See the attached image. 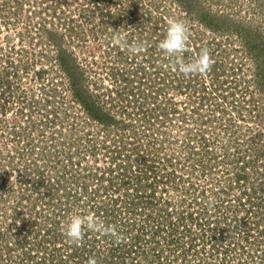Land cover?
<instances>
[{
	"label": "rangeland",
	"instance_id": "obj_1",
	"mask_svg": "<svg viewBox=\"0 0 264 264\" xmlns=\"http://www.w3.org/2000/svg\"><path fill=\"white\" fill-rule=\"evenodd\" d=\"M169 18L182 20L189 28V41L194 42L189 49L191 43L188 41L183 60L190 62L195 58L193 49L198 54L202 48H207L214 61L210 72L186 77L171 69L170 59L153 37V33H159L156 28L167 30ZM120 23L125 26L121 27ZM117 35L127 46L116 42ZM128 35L143 45L139 54L128 50V46L136 44ZM7 37L14 40V46L7 42ZM105 72H112V79ZM87 75L88 84L97 87L93 93L88 92V98L99 100L102 107L109 105L110 113L119 117L116 121L99 119L82 124L87 107L71 85L72 81L86 84L83 78L87 79ZM167 88L169 92H162L161 89ZM129 91L132 100L145 103L133 102L129 113H139L142 121L147 119V112L162 118L163 127L152 131L153 143H158L156 157H160L161 152L174 157L180 150L177 144L181 137L198 134L206 143L184 140L189 151L211 148L219 156H229L228 162L239 160V164L251 170L254 167L251 177L255 181L264 180V0H0V232L7 222L3 219L4 213L11 212L18 204L20 194L14 185L25 176L19 169L29 163L31 157L42 158L41 152L45 158L43 149L46 146H55L47 151L55 156L56 146L74 133L79 137L74 140L75 145L82 151L92 149L100 153L101 144L111 147V142H104L99 135L109 134L108 138L112 136L115 141L124 135L140 138L135 123L124 125L123 115L116 109L121 104V96ZM156 97L158 104L155 106L151 102ZM105 100L108 102L104 103ZM49 113L57 118L53 126L48 120H39L41 115ZM34 126L37 133L30 129ZM45 130L55 134H47ZM86 134L91 135L89 139L80 140ZM170 157L161 160V167L157 165L160 176L165 173L162 169H166ZM91 159V165L99 161L95 154ZM54 173L59 174L58 170ZM193 178L195 180V173ZM244 184L233 189L237 197L244 192L248 195ZM169 188L172 197L180 195V187L176 190L171 185ZM258 195L255 193L251 197L264 201V196ZM247 197L241 196L234 202L230 198L214 212H228L238 201L245 207L242 208L244 214L248 209L251 212ZM26 201L31 202L25 204L26 216L33 221L31 231L35 232L41 246L60 245L57 237L45 245L40 238L45 235L41 228H65L73 215L84 217L87 207L75 198L67 206L58 208L61 216L57 218L58 212L48 210L43 204L37 207L27 197ZM147 201L146 211L150 209ZM258 207L259 212H264L263 203ZM147 220L144 215L135 220L139 233L141 222ZM237 228L240 226L233 228L235 232ZM152 233L144 231L136 236L143 245L142 250L136 252L138 264L155 256L152 244L158 245L160 232L154 231L151 238ZM21 237L18 233L17 241ZM128 237L123 240L127 248L134 239L132 235ZM42 238L47 242V237ZM5 242L0 237V264L8 260ZM67 250L68 242L65 241L58 254L64 258ZM24 251L25 260L12 256L11 259L22 264H32L30 259L33 262L38 259L33 252L29 257V246ZM79 257L81 255H76L74 259ZM95 260L97 264L106 263Z\"/></svg>",
	"mask_w": 264,
	"mask_h": 264
},
{
	"label": "built area",
	"instance_id": "obj_2",
	"mask_svg": "<svg viewBox=\"0 0 264 264\" xmlns=\"http://www.w3.org/2000/svg\"><path fill=\"white\" fill-rule=\"evenodd\" d=\"M156 29L159 31V33H153V37L156 38L157 42L160 43V40H163V38L165 37L166 31L163 29L160 30V27ZM189 42L191 43L189 49L193 48L192 45L194 42ZM193 53L195 54V56L197 55L194 49ZM145 57L147 58V60L149 59L148 55H146ZM151 62L153 63L152 59L150 60V63ZM169 63L170 62L168 61L167 64ZM158 72L159 71H156V74L159 78L160 76L158 75ZM156 89L159 90L158 87ZM161 90H163L162 92H169L168 88L167 90ZM130 95L131 92L126 93L125 100L131 99ZM157 99L158 98L156 97L152 100V105L156 106V104H158ZM133 102L145 105L144 102L132 100L131 105L126 104L125 112H122V115L124 121L127 122V124L133 122L135 123L137 129H139L140 138L131 135L127 137L124 135L118 136L119 138L115 141L112 136L108 138L109 134L99 135L100 139H102L104 142H111V147L109 145L107 146L105 143H102L101 146L103 150L100 151V153H97L95 150H92L93 153H85L82 158L81 156L76 154V151L81 149V147L71 145L72 140H79V137H77L76 135H67L68 139H63L62 143L56 146L57 150H55L54 152L56 153V157L47 153L49 149L52 150L51 148L55 147L51 146V144L48 143L49 145L43 149V151L46 152L45 158L43 157V154L41 152L40 155L42 156V158L34 159L33 157H31L28 159L29 163L22 165V168H20L19 170L21 172H25V176L21 177V181L14 185V189L18 191L17 194H20L17 199L18 204L14 205L11 208V212L4 213L3 215V219H5L7 222L4 223V225L1 227L2 231L0 232V237L6 240L4 245L6 246L8 251V260H4V264H22L13 259L16 257H21L25 260L26 251H24V253L22 251L26 249L27 246L30 247L29 257L31 252H33V254L38 257L35 262L30 259L32 264H55L58 259L62 258L56 253L57 250H59L60 252L61 245L65 241L68 242V250L66 251V254H64V257H67V254L72 253L75 250L84 248L85 246H90L91 244H93L94 252H96L97 249H100V247L102 251H107L111 246L119 244L117 243L114 237L104 236L95 231H91L86 226L84 228L83 240L78 243L71 242L65 236V228H55L51 230L50 228L45 227L41 228V232L45 234L40 236L42 242H44V244L46 245L49 243L50 239L52 240L53 237H57V239L60 240V245L58 247H54V245H47L41 247L40 243L38 245V238L36 237L35 232L31 231V223L33 225V221H31V219L29 220L27 218L28 216H26L25 204L31 203L26 201V197L29 201L32 199V203H35L37 207H40V204L44 202L41 197L45 198V200L54 202H61L59 201V198L61 197L69 203L74 201L75 198H78L81 200L84 206H87L84 210L85 212L83 213L84 217L94 214L95 217L98 220L103 221L105 225H114L116 231L123 236L124 240L129 239L128 236H133V232L137 231V228H134L133 226V221L142 218V215H144L145 219H148V224L147 221L146 223L141 222L142 226L140 225L141 232L139 234H142L144 231H147L146 229H149V231L151 233L153 232V234L154 231L157 230L160 232V235H157V237L160 239L159 244L160 246L164 245L169 230V222L167 220L169 215L167 214V210L170 208V202L174 199V197H172V190L169 188L171 187V184H169L168 182L163 183L158 181L171 179V177L167 174L169 167H171V170H175V172L178 173L180 172V170H178L180 169L179 163H181L180 165H183L186 161V168L192 166L193 163L187 162V160L184 158L187 157L185 144L183 143L184 138H186V135L179 139L177 147L180 150L176 151L174 157L171 158L168 154H164V152L160 153V157H156V145H158V143L155 141L153 143L154 134L152 133V131L155 128L158 129L159 127H163L161 126L164 125L161 121L162 118L160 116H154L152 114H149V112H147L146 110L145 112H147V119L145 121H142V119L139 118V113L136 112L135 114L134 111H131L129 113L128 108H130V110L132 109V106H134ZM151 108L152 107H149L150 110ZM41 116L43 117L39 118V120L41 119L42 122L48 120L49 124H51L52 126L54 125V122L57 121V118H55L52 113H49L47 116ZM46 117H49L51 119H47ZM116 117L119 118L117 114ZM87 118V115L83 116L82 124H87ZM45 131L47 134H55L51 133V131ZM193 135L199 136L198 134ZM85 136V138L81 137L80 140L84 141L85 139H89V136L91 135L86 134ZM48 142L52 141L48 140ZM94 154L98 156L99 161H97L96 164L91 165V162H93L91 156ZM77 156H79V158H77ZM167 157H170L168 163L172 166H168L167 164L166 169H162V172L165 173L160 176L158 174V171L159 167H161L162 165L161 160L164 161V159ZM84 158L89 160L87 161L88 164L84 160ZM157 165H159V167ZM56 170H58L59 174L60 172H62V174L60 176L57 174L55 175L54 172ZM108 170L110 172V177H115V175H118L119 177L112 178L115 181L113 183L110 182V179L107 178L100 182V180H98L97 178V174L107 177L109 174ZM60 179L62 180L61 184L59 182ZM127 179L130 182H127ZM123 180H126V183H123ZM136 181L140 186L142 185V188L141 190L139 189V192H135L133 189L134 185H136ZM216 182L217 181L215 180V178L212 180H201L196 177L195 183L198 184V188L194 189L192 186L194 190H192L191 198L196 199L197 201H199V203H202L206 206H210L214 203L211 201V198L213 196L211 189L214 188V184L215 188H217L218 184H220H217ZM190 183L192 182H189V185ZM221 183V185L224 187V185L228 182L221 181ZM231 183H235V181L232 180L230 184ZM109 184H112L113 186H110ZM104 185H106L105 188H99L100 186ZM126 185H128L129 188H127ZM139 196L149 199V210H145V207L141 205L143 204L142 202L138 204V200L140 198ZM243 199L244 197L242 198V200ZM234 201L235 200H233V202ZM91 202L93 203V205L90 204ZM236 204H239V201ZM94 206L98 207V212L96 209V211L93 210L92 207ZM27 207L29 208L30 206ZM209 210H211V207H209ZM110 211L114 214L110 213ZM107 213H109V215H107ZM239 214L240 212L235 213V210L232 209L231 212L228 211V213H221L217 216H225L226 222L232 225L235 223V216H238ZM260 214L262 217H264L263 212H260ZM245 216L247 219V226H250L252 230L255 227L257 232L260 233L259 237H263L262 247H264V223H257L255 221L256 216H254V213L252 212H248L247 214H245ZM56 217L59 218V214H57ZM250 218L253 221L250 222ZM106 219L109 220L106 221ZM222 221L223 220H221V222ZM36 225L37 222L35 223V226ZM209 225L205 226L206 234H209V230L207 229ZM192 226H195V224H192ZM195 229L199 230V226ZM244 229L245 228H237L235 229L237 231L234 234L237 235L240 231L243 232L242 230ZM18 233H21L22 237L17 241L16 235ZM225 233L226 232H223V234ZM42 237H47V242ZM224 241L230 242L228 245L234 246L230 250V255L238 253L240 250L245 248V245H242V247L241 245H238L232 236L228 239L226 237ZM58 244L59 242L56 243V245ZM128 245L130 246L131 244L129 243ZM131 248L132 253L136 252V244H132ZM262 249L263 248H261L259 252H261ZM154 250L155 249H153L152 245V251ZM199 255L202 256L203 259L200 262H197L196 264H207L208 257L206 256V253L203 254L201 251H199ZM11 256L13 259H11ZM251 264H257V261H252Z\"/></svg>",
	"mask_w": 264,
	"mask_h": 264
},
{
	"label": "trees",
	"instance_id": "obj_3",
	"mask_svg": "<svg viewBox=\"0 0 264 264\" xmlns=\"http://www.w3.org/2000/svg\"><path fill=\"white\" fill-rule=\"evenodd\" d=\"M120 26L123 27L125 25H122L120 23ZM130 34H132L131 36L133 37V33L130 32ZM129 38L132 43L137 42V39L131 38L130 36ZM121 52L122 51H120V53ZM143 67L144 65H141V68ZM126 93H124L121 96V104L119 105V107L116 108L117 110L119 109L121 113L125 112L126 104L131 105L132 103L131 99L125 100ZM123 100L126 101L124 102V104H123ZM103 102L107 103L108 101L105 100ZM98 103H99V108L103 110L102 112L100 111L101 109L98 110L99 112L96 111V114L98 113L97 114L98 118L100 120L103 119L106 122L116 121L115 119L116 116H114L113 113H110L112 112L111 107H109V105H103L106 107H102L99 100ZM84 111L87 114V109ZM91 113L95 114L93 113V111ZM102 114L105 115V118L103 117ZM123 123L124 125L127 124V122L125 121ZM70 135L74 136L75 134L70 133ZM186 138L184 140L191 142L192 141L196 142V140L197 141L199 140V141H203L204 144L206 143L205 141L206 139L204 137L195 136L193 134H189L188 136H186ZM74 140L75 139H73L71 143V145L73 146L75 145ZM186 146L185 149L187 152V157L184 158L187 160V162H192L193 165L186 168L185 166L187 164L186 161L183 165H180L181 163H179L180 169H182V171L180 170V172L178 173H176L175 170L167 171V174L171 177V179L158 181L163 183L168 182L171 185H173L174 189H176V187H180L181 191H179L180 195L178 197H174V199L170 202V208L167 210V214L169 215L167 219L169 222V230L164 245L160 246L159 243L158 245L157 243H155L156 245L152 244L153 249L156 250L155 256L153 255L154 258L153 256L152 257L149 256V259L144 264H196L197 262H200L203 259V257L199 255V251H201L203 254L206 253V256L208 257L207 264H251L252 261H257V264H264V247H262L263 237L261 238L259 237L260 233L257 232L255 227L252 230L250 226H246L247 219L245 214L249 212V209L246 210V213L244 214L242 208L245 209V207L242 206V202L240 203L239 201L240 204H233L231 206L230 212L233 209L235 210V213L240 212V214L238 216L237 215L235 216V223L232 225L226 222L225 216L224 217L217 216L221 214V212H218V210L214 212L215 209H217V207H220L221 205H224L225 203L228 202V200L231 198L229 197L230 195H233L231 200H235L241 196H248L247 202L252 207L251 212L254 213V216H256L255 221L259 224L264 223V217H262L260 212L258 211L259 203L264 204V201L262 200L258 201L252 198L253 194L255 193L259 194L258 196H264L263 195L264 180L261 179L259 181H255L254 178L251 177V171H255L254 167H252L251 170L249 169V166H246L245 164L240 163L241 164L240 165L238 163L239 160L228 162L229 156H219L217 152L216 153L212 152L211 148L209 149V151H207L206 149H199V151L192 152L189 151L191 149H188ZM91 152L93 153L92 149L86 150V152L82 151V149H79L76 151V154L84 156L85 153H91ZM168 166H172V165L168 163ZM193 173H195V178L198 177L201 180L202 179L212 180L215 178V180L217 181L216 183L217 184L220 183L218 184V187L216 186L217 188H215V184H214V188L211 189L213 194L211 201L214 203L211 204L210 206L209 205L206 206L202 203H199V201H197L196 199L191 198L192 190L198 188V184L195 183L194 178L192 179ZM116 177L119 176L115 175V177L113 176L110 177V172L107 177L97 174V178L98 180H100V182H102V180H105L107 178L110 179V182L113 183L115 181L112 178H116ZM180 180H182L183 184L177 183ZM232 180H234L235 183L230 184ZM221 181H226L228 183H226L223 187L221 185L222 184ZM243 181H245L246 184H244ZM127 182L130 181H128L127 179ZM189 182L192 183H190L189 185ZM123 183H126V180H123ZM240 184L242 185L244 184L246 186V190L247 191L249 190L248 195L244 192L240 194L241 196L237 197V195L232 192L233 189H236L237 188L236 186ZM109 185L113 186L112 184ZM136 185H134L133 189L135 192H139L142 188V185L140 186L137 181H136ZM105 186L106 185L100 186L99 188L101 187L105 188ZM192 186L194 189L192 188ZM126 187L129 188L128 185H126ZM41 198L42 200H44L42 204L45 208L58 213H59V209L57 208H61L60 207L61 205L67 206V204H69V202L62 199L61 197H60L61 199L59 198V201L61 202L48 201L45 200V198L43 197ZM146 200L149 199L147 198ZM146 200L141 196L138 200V204L142 202L143 204L141 205L144 207ZM149 203L150 201H147L148 205ZM90 204L93 205L92 202ZM209 207H211V210H209ZM92 208L94 211L96 210L97 212L99 211L98 207L94 206ZM110 213L114 214L111 211ZM223 213H228V212H223ZM59 215L61 216V213H59ZM107 215H109V213H107ZM109 219H106V221ZM221 220L223 221L221 222ZM192 224H195V226H192ZM206 225H209L207 229L210 232H212V234H206L205 232ZM237 225H239L240 228H245L244 230H242L243 232L240 231L237 235L230 234V232L232 231L235 233L233 228ZM133 226L134 228H136L139 225H136L135 221H133ZM198 226H199V230H196L195 228ZM146 230L150 233L149 229ZM134 232H133L134 239L131 240V242L129 243L131 245L136 244L137 249L135 250L137 252L142 250L143 245L140 243V241L137 238L138 237L137 235L139 234L138 230L135 233ZM223 232L226 233L223 234ZM150 236L152 238L153 233ZM231 236L235 239L238 245H241V247L242 245L243 246L245 245V248L240 250L238 253H234L232 255H230V250L234 246L228 245L230 242L224 241L226 237L228 239ZM122 245L123 242L121 244L119 243L117 245H113L107 251H102L100 247V249H97V251L94 252L93 244H91L90 246H85L84 248L75 250L72 253L67 254L68 256L64 257L66 260L60 258L56 261L55 264H75L77 263V261L81 262V264H87L88 260L91 257L97 258L98 262H104V263L106 262L105 264H130V263L138 264L139 261L135 259L138 258V256L136 255V252L132 253L131 245L130 246L127 245L128 248L123 245L124 248L121 249ZM261 248L263 249L261 252H259ZM58 253H60L59 250H57L56 254ZM76 255L79 256L81 255V257H79V259H74ZM58 256L61 255L58 254Z\"/></svg>",
	"mask_w": 264,
	"mask_h": 264
},
{
	"label": "clouds",
	"instance_id": "obj_4",
	"mask_svg": "<svg viewBox=\"0 0 264 264\" xmlns=\"http://www.w3.org/2000/svg\"><path fill=\"white\" fill-rule=\"evenodd\" d=\"M167 30L165 38L159 43V48L170 59V67L173 71H178L186 77L192 75H205L210 72L214 64L210 52L207 48H202L199 53L190 62H185L182 58L183 53L187 50L189 41V28L178 18H169L167 20ZM116 42L126 45L119 35ZM143 45L136 43L128 46V50L134 54H139ZM85 226L104 236L114 237L117 243H122L124 238L117 231L115 226L105 225L103 221L98 220L95 215L86 217L73 215L70 221L65 225V236L73 243L83 240ZM87 264H97L95 258H90Z\"/></svg>",
	"mask_w": 264,
	"mask_h": 264
},
{
	"label": "flooded vegetation",
	"instance_id": "obj_5",
	"mask_svg": "<svg viewBox=\"0 0 264 264\" xmlns=\"http://www.w3.org/2000/svg\"><path fill=\"white\" fill-rule=\"evenodd\" d=\"M75 32V31H74ZM6 40H7V42H9L10 44H12L13 46H14V40H12L11 38H9V37H7L6 38ZM11 41V42H10ZM86 42V41H85ZM105 74L108 76V77H112V72L110 73V74H108L107 72H105ZM114 75H115V73H114ZM112 79V78H111ZM83 80H86V84L84 83H82V84H74V81H72L73 82V84L71 85V87H72V90H74V93L76 94V96H78V97H80L79 99H81L82 100V102L84 103V107H87V120L88 121H86V123L87 124H89V123H91L93 120L94 121H98L99 120V118H98V116L95 114H92L91 112L93 111V113H96V111H98V109H99V103H98V101H97V99H93V101H91L89 98H88V92H91V93H93V91H96L97 90V87H93L92 85H89L88 84V82H89V77H88V75H87V79L86 78H83ZM78 85V86H77ZM87 91V93H86V91ZM90 94V93H89ZM95 95V94H94ZM99 96V95H98ZM97 96V97H98ZM86 113V112H85ZM92 119V120H91ZM35 127V126H34ZM32 127V128H30V129H32V130H36V133H37V128L35 127ZM33 133V132H32ZM57 171V170H56ZM62 174V172H60V174H57V175H61ZM61 179L59 180V182H60V184H61ZM68 181V180H67ZM69 182V181H68ZM73 183V182H72Z\"/></svg>",
	"mask_w": 264,
	"mask_h": 264
}]
</instances>
